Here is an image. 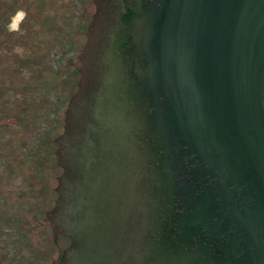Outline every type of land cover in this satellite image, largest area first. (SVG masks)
Returning a JSON list of instances; mask_svg holds the SVG:
<instances>
[{
  "label": "water",
  "instance_id": "95a60500",
  "mask_svg": "<svg viewBox=\"0 0 264 264\" xmlns=\"http://www.w3.org/2000/svg\"><path fill=\"white\" fill-rule=\"evenodd\" d=\"M88 1L85 43L62 60L77 90L62 133L44 141L54 145L51 169L62 170L66 122L80 174L64 175L62 221L56 196L24 236L32 245L48 227L58 252L65 235L70 264H264V0H128L81 143L69 110L97 15ZM31 2L0 20V49L16 12L32 16ZM60 176L45 190L57 195Z\"/></svg>",
  "mask_w": 264,
  "mask_h": 264
},
{
  "label": "rangeland",
  "instance_id": "374dc122",
  "mask_svg": "<svg viewBox=\"0 0 264 264\" xmlns=\"http://www.w3.org/2000/svg\"><path fill=\"white\" fill-rule=\"evenodd\" d=\"M31 0H24L30 5ZM18 0H0V20L13 14ZM32 16L21 22L19 35L0 49V261L2 264H49L57 255L51 229L26 234L27 225L51 209L55 176L62 170L44 141L62 133L63 111L77 90V73L64 67L85 43L93 7L88 0L31 2ZM17 37V38H16Z\"/></svg>",
  "mask_w": 264,
  "mask_h": 264
},
{
  "label": "flooded vegetation",
  "instance_id": "af4514ba",
  "mask_svg": "<svg viewBox=\"0 0 264 264\" xmlns=\"http://www.w3.org/2000/svg\"><path fill=\"white\" fill-rule=\"evenodd\" d=\"M127 5L128 0H96L97 15L93 19L92 30L89 33L90 39L86 50V58L84 59L83 64L84 70L83 68L81 71L79 70L81 77L78 82V93L72 97L69 110L72 111L76 116L77 122L75 124V132L79 135V137L81 136V143L82 141H84L83 123L87 122L85 109L88 104L90 105L94 103L95 98L99 94V90L102 87V84L107 76V62L111 60V63H113L114 57L117 55L115 52L110 53V51L114 36H117L119 30L124 28L122 25V19L126 14ZM83 86L85 88L83 92H81ZM65 125L66 122L63 127V135L58 140V145H60V151L62 152L61 159H65V161L67 162H65V164L67 165L64 164V166L61 159L58 162V165L62 168V174L58 178L59 187L57 189V199L55 202V206L57 207V209L54 212V222L56 221V218L59 219V222L62 221L63 212L59 202L61 200L60 196L63 193H67L64 192V190L67 189L65 188L67 180L64 181V175L68 173L75 178L80 174L78 166L73 165L71 167V164L69 163V155L67 157L66 152L68 147H66V142L68 140L66 139L67 134L65 133ZM72 146L74 148L73 142ZM77 155L81 156L79 153H77ZM151 165L152 162L149 161L147 164V171H149V173H152L153 168L151 167ZM61 184L63 190L62 193H60L59 191V188H61ZM56 232H54V234ZM63 236L68 240V244L66 247L58 248L57 256L55 259L51 260V264H70L68 257L70 239L65 235Z\"/></svg>",
  "mask_w": 264,
  "mask_h": 264
},
{
  "label": "clouds",
  "instance_id": "9594fccd",
  "mask_svg": "<svg viewBox=\"0 0 264 264\" xmlns=\"http://www.w3.org/2000/svg\"><path fill=\"white\" fill-rule=\"evenodd\" d=\"M26 15L27 14L23 10H18L11 18V22L8 25V30L11 32L19 31V25L24 20Z\"/></svg>",
  "mask_w": 264,
  "mask_h": 264
}]
</instances>
